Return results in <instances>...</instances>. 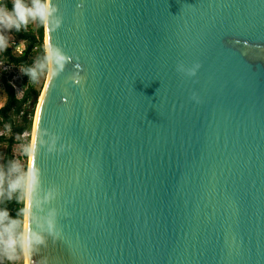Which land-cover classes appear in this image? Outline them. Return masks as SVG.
I'll return each instance as SVG.
<instances>
[{
	"label": "water",
	"instance_id": "1",
	"mask_svg": "<svg viewBox=\"0 0 264 264\" xmlns=\"http://www.w3.org/2000/svg\"><path fill=\"white\" fill-rule=\"evenodd\" d=\"M44 31L27 264H264V0H46Z\"/></svg>",
	"mask_w": 264,
	"mask_h": 264
},
{
	"label": "trees",
	"instance_id": "2",
	"mask_svg": "<svg viewBox=\"0 0 264 264\" xmlns=\"http://www.w3.org/2000/svg\"><path fill=\"white\" fill-rule=\"evenodd\" d=\"M45 1L40 2L41 11H45ZM27 12L28 4L25 0H20L18 3L0 0V13H8L12 18V35L18 42L25 43V48L20 55L15 52V48H2V56L7 65L19 68L23 73L22 98L17 97L15 88L10 82L14 75L10 74L8 79L3 81L7 100L0 108L1 122L7 124L13 133V136L9 138L0 136V144L3 143L6 146L0 168V261H3L2 264H11L5 257L3 246L5 238L15 237L17 239L16 253H22L26 178L25 175L20 180L15 178L13 150L23 134L32 132L35 109L41 95L37 85L40 78L48 72V60L44 48V17L41 16L37 20L36 27L33 28L29 24ZM29 102L32 104L31 109L27 106ZM14 115L21 116V125L14 121ZM27 150L25 159L28 157Z\"/></svg>",
	"mask_w": 264,
	"mask_h": 264
},
{
	"label": "rangeland",
	"instance_id": "3",
	"mask_svg": "<svg viewBox=\"0 0 264 264\" xmlns=\"http://www.w3.org/2000/svg\"><path fill=\"white\" fill-rule=\"evenodd\" d=\"M45 11L39 12L38 15L32 14L29 16L28 21L29 24L35 28L37 20L43 16L45 21L46 16V1H45ZM41 14V15H40ZM12 18L8 13H0V108L3 107L7 100V95L5 93L4 88V80L8 79V76L10 74L14 75L13 79L10 81L11 84L14 86L16 95L18 98H22V77L23 73L22 70L19 68L10 67L7 65L5 58L2 56V48L8 47L10 49L17 48L19 50H23L25 48L24 42H18L14 36L12 35ZM46 40H45V31H44V48L46 47ZM17 43V44H16ZM46 51V48H45ZM16 52V50H15ZM48 78V72L47 74H44L43 77L40 78L37 88L40 90L41 94L44 90L46 81ZM41 96V95H40ZM40 98V97H39ZM38 99V103H39ZM28 109H31L32 104L31 102L28 103ZM38 104L35 109L34 119H33V126L35 122L36 117V111H37ZM14 121L21 125L22 124V118L21 116L14 115L13 116ZM33 126H32V132L31 134L25 133L21 136L19 139V142L14 146V156H15V178L20 180L24 177L26 178V186L24 191V217H23V234H22V253L18 254L16 253V241L17 239L15 237L11 238H5L3 241V246L5 249V257L6 260L9 261L11 264H25V254H24V226H25V210H26V196H27V181H28V175H29V166H30V153L32 148V137H33ZM0 136H5L7 138L13 136V133L9 126L7 124H3L0 120ZM30 136V137H29ZM17 138V136H15ZM29 138V139H28ZM28 140V141H27ZM28 146V147H27ZM28 148V150H27ZM6 146L2 143L0 144V168L2 165V157L5 152ZM27 150L28 157L27 159L24 158L25 152ZM3 261H0V264H2Z\"/></svg>",
	"mask_w": 264,
	"mask_h": 264
},
{
	"label": "built area",
	"instance_id": "4",
	"mask_svg": "<svg viewBox=\"0 0 264 264\" xmlns=\"http://www.w3.org/2000/svg\"><path fill=\"white\" fill-rule=\"evenodd\" d=\"M11 1L14 2V3H18L20 0H11ZM25 1L28 4V12H27L28 18L32 14L38 15L39 12H41V14H42V11H41L40 6H39L41 0H25ZM15 50H16V53L20 55L24 49L23 50H19L18 47H17ZM13 168H14V170H13V173H14L15 169H16L15 168V163L13 164Z\"/></svg>",
	"mask_w": 264,
	"mask_h": 264
},
{
	"label": "bare ground",
	"instance_id": "5",
	"mask_svg": "<svg viewBox=\"0 0 264 264\" xmlns=\"http://www.w3.org/2000/svg\"><path fill=\"white\" fill-rule=\"evenodd\" d=\"M46 40V38H45ZM47 40H46V49H47ZM43 93V92H42ZM42 96L43 94H41L40 96V100H39V103H38V107L37 109H39V106H40V103L42 101ZM36 118H37V113H36V117H35V122H34V126H33V137H32V147H33V140H34V134H35V129H36ZM31 159H32V148H31V153H30V165H31ZM29 173H30V166H29ZM30 175V174H29ZM29 175H28V178H29ZM29 181V179H28ZM28 192V191H27ZM27 198H28V193H27ZM26 223H27V202H26V214H25V230H24V254H25V264H27V251H26Z\"/></svg>",
	"mask_w": 264,
	"mask_h": 264
},
{
	"label": "clouds",
	"instance_id": "6",
	"mask_svg": "<svg viewBox=\"0 0 264 264\" xmlns=\"http://www.w3.org/2000/svg\"><path fill=\"white\" fill-rule=\"evenodd\" d=\"M17 7H19V6H17ZM21 17H22V13H21Z\"/></svg>",
	"mask_w": 264,
	"mask_h": 264
}]
</instances>
